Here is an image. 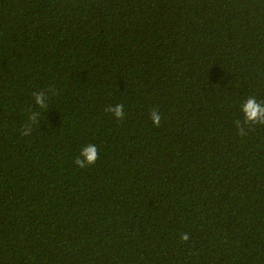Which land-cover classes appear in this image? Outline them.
<instances>
[{
    "label": "trees",
    "instance_id": "obj_1",
    "mask_svg": "<svg viewBox=\"0 0 264 264\" xmlns=\"http://www.w3.org/2000/svg\"><path fill=\"white\" fill-rule=\"evenodd\" d=\"M253 95L264 0H0V264H264Z\"/></svg>",
    "mask_w": 264,
    "mask_h": 264
},
{
    "label": "clouds",
    "instance_id": "obj_2",
    "mask_svg": "<svg viewBox=\"0 0 264 264\" xmlns=\"http://www.w3.org/2000/svg\"><path fill=\"white\" fill-rule=\"evenodd\" d=\"M50 92H54V89H49ZM32 95L36 96V103L41 108L44 109L45 105L42 103L41 96L36 93H32ZM113 113L116 119L123 120L124 119V105L116 104L114 107L109 105L106 109ZM241 112L243 113V120L237 119L234 121L235 126L238 129V134L240 136L247 135L245 131V127L249 125H264V101H258L257 98L253 96H249L241 106ZM33 121H35V116L31 117ZM150 119L154 126L160 125L161 116L160 114L153 110L150 113ZM27 124H25V127ZM251 130V128H249ZM21 135H27L24 130H22ZM98 159L97 148L93 144H88L83 150L80 152V155L75 159V164L79 168H85L87 165L95 164ZM180 239L182 241H187L189 239L188 234L182 233Z\"/></svg>",
    "mask_w": 264,
    "mask_h": 264
}]
</instances>
